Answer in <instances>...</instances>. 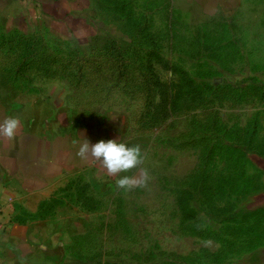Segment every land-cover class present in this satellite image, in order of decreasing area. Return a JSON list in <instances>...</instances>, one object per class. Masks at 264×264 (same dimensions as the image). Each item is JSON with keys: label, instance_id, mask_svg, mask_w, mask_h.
<instances>
[{"label": "rangeland", "instance_id": "rangeland-1", "mask_svg": "<svg viewBox=\"0 0 264 264\" xmlns=\"http://www.w3.org/2000/svg\"><path fill=\"white\" fill-rule=\"evenodd\" d=\"M77 1L61 35L0 29V61L31 45L29 86L144 163L57 193L69 243L46 264H264V0ZM141 169L147 187L117 188Z\"/></svg>", "mask_w": 264, "mask_h": 264}, {"label": "crops", "instance_id": "crops-1", "mask_svg": "<svg viewBox=\"0 0 264 264\" xmlns=\"http://www.w3.org/2000/svg\"><path fill=\"white\" fill-rule=\"evenodd\" d=\"M77 5V0H0V29L25 37L61 35L55 22L72 27ZM42 20L52 25L50 32L39 25ZM10 116L22 124L14 139L0 137V215L9 223L0 233V264H46L66 254L70 231H53L57 224L43 206L76 180L107 176L102 162L76 153L84 139L93 145L113 139L107 122L78 123L60 97L30 87L0 61V122Z\"/></svg>", "mask_w": 264, "mask_h": 264}, {"label": "clouds", "instance_id": "clouds-1", "mask_svg": "<svg viewBox=\"0 0 264 264\" xmlns=\"http://www.w3.org/2000/svg\"><path fill=\"white\" fill-rule=\"evenodd\" d=\"M21 120L16 116H10L0 122V137L14 139L21 127ZM81 159H88L89 156L102 162L103 167L111 176L120 173H127L139 168L143 163V152L140 145L128 146L124 142L116 140H101L96 144H91L87 139L79 144L76 153ZM151 179L147 169H141L139 175H124L116 181L119 189L132 190L137 187H147Z\"/></svg>", "mask_w": 264, "mask_h": 264}, {"label": "trees", "instance_id": "trees-1", "mask_svg": "<svg viewBox=\"0 0 264 264\" xmlns=\"http://www.w3.org/2000/svg\"><path fill=\"white\" fill-rule=\"evenodd\" d=\"M14 36L25 37V36H19V35H14ZM11 48L14 50L13 46H11ZM23 48H24L23 51H21V52H25V54H24V56H23V59H22V57H21L20 61H18L17 64H16L17 67L15 66L16 69H13V71H15L16 74H17V75H20V76H22V75L19 74V70L25 66V62H27V61L30 60L31 56H30L29 53L32 52V47H31V45H29V44H25V45L23 46ZM37 57H38V56H35V55L32 56V59H31V66H32V67H34V66H36V65L39 64L40 59H38ZM53 62H54V60H53ZM38 66H39V65H38ZM78 181H79V180H78ZM78 181H77V180L74 181L73 184H71V185H74V184L77 183ZM79 196H80L81 198H84L83 201H82V204H84V205L87 206V204L90 202V199H88L87 197H85L84 191H83L82 189H79ZM53 201H54V200H52L51 202H53ZM51 202H49V203H47V204H45V205L43 206V209H44V207L46 208V209H45V212H44V214H46V215H48L47 213H48V211H49V209H50V207H51V205H50Z\"/></svg>", "mask_w": 264, "mask_h": 264}, {"label": "built area", "instance_id": "built-area-1", "mask_svg": "<svg viewBox=\"0 0 264 264\" xmlns=\"http://www.w3.org/2000/svg\"><path fill=\"white\" fill-rule=\"evenodd\" d=\"M9 228V223L4 221L0 215V233H5Z\"/></svg>", "mask_w": 264, "mask_h": 264}]
</instances>
